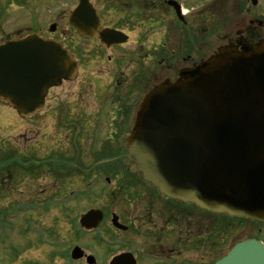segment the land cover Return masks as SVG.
<instances>
[{
    "label": "water",
    "instance_id": "1",
    "mask_svg": "<svg viewBox=\"0 0 264 264\" xmlns=\"http://www.w3.org/2000/svg\"><path fill=\"white\" fill-rule=\"evenodd\" d=\"M70 22L81 36L99 34L106 44L127 40L120 32L100 33L102 22L89 0H80ZM240 45L219 49L181 73L176 83L152 90L128 150L144 178L166 196L264 222V41ZM76 71L77 64L59 44L37 36L8 42L0 46V97L20 116L31 117L42 108L48 90L73 81ZM101 219L93 211L81 225L96 227ZM76 251L74 258H81ZM129 259L111 264H131ZM217 264H264V247L245 241Z\"/></svg>",
    "mask_w": 264,
    "mask_h": 264
},
{
    "label": "flooded vegetation",
    "instance_id": "2",
    "mask_svg": "<svg viewBox=\"0 0 264 264\" xmlns=\"http://www.w3.org/2000/svg\"><path fill=\"white\" fill-rule=\"evenodd\" d=\"M146 3L147 0H136L133 5L136 12H145L142 16L138 14L135 22H154L147 14ZM100 14L104 27L118 30L106 25V15ZM5 34L2 31L0 43L25 36H20V31L14 38ZM38 34L59 40L56 35L43 30ZM248 35L242 30L235 39L226 36L224 45H237L238 41L248 39ZM76 38H68L64 46L78 62L79 69L88 75L51 90L46 105L48 118L55 122L56 131L59 116L62 122L68 121L67 126L73 130L67 141L72 148L68 152L69 157L74 161L65 165L70 170L72 167L109 170L107 184L113 189L106 209L112 215L118 213L120 224L126 227L125 231H116L114 244L131 245L128 252L135 257L136 264H215L219 255L223 257L234 246L232 226L226 224V233L221 231L219 234L217 214L168 201L139 178L135 164L127 156V140L144 97L159 83L174 81L180 71L195 67L202 60L194 56L197 47L183 49L188 55L180 56L171 64L165 49L159 50L154 46L152 34L137 36L134 42L130 39L126 44L112 48L103 45L98 36L94 39ZM92 71H106L109 77L116 74V80L91 83L87 80ZM57 90L60 92L56 93ZM51 153L55 154V151L51 149ZM25 166L22 151L6 146L0 148V167L4 169L1 184L11 185L15 180L20 183ZM117 204L119 210L115 213ZM106 209H102L104 216L109 213ZM219 241L223 245H218ZM80 261L85 262L84 259Z\"/></svg>",
    "mask_w": 264,
    "mask_h": 264
},
{
    "label": "rangeland",
    "instance_id": "3",
    "mask_svg": "<svg viewBox=\"0 0 264 264\" xmlns=\"http://www.w3.org/2000/svg\"><path fill=\"white\" fill-rule=\"evenodd\" d=\"M58 1L24 0L26 6L22 7L20 0H0V12L4 14L0 17V42L2 31L15 36L18 30H22L21 35H26L38 32L41 27L42 29L47 27V33H49L50 25L53 23L58 25L56 37L65 38L64 42H67L68 38L77 39L76 31L68 23V17L78 0ZM91 1L106 15L107 24L124 30L130 35L132 42L137 36L152 34L151 40L154 46L159 50L165 49L171 64L175 63L180 56L188 55L184 54L183 49L189 50L193 46L197 47L194 51L197 60L204 55L208 57L219 46L226 43V36L235 37L240 30H243L245 35L248 32L256 34L257 38H264V27H259L258 24L264 18V0H257L258 4L255 7L252 5V0H185L190 12L186 18V25L179 22L175 13L166 5L169 0H165V4L164 0H147L146 10L156 23L153 25L134 21L140 13L136 12L133 6L136 0ZM120 1L123 4L115 3ZM211 3L214 4L208 6ZM45 4L48 10L53 9L54 17L47 14L44 9ZM197 5L207 7L192 10L191 7ZM251 34L249 36H253ZM90 73L87 81L90 79L91 83L97 81L109 83L113 80L106 71ZM81 75L88 74L81 72ZM97 76L98 79L93 81V78ZM59 92L60 90L56 91V93ZM14 113L12 108L0 106V132L6 130L8 133L20 128L19 131L11 133L12 136L8 134L5 138H3L5 135L0 133V148L6 146L9 149L22 151L24 156L35 161L48 157L49 154H41V152L50 151L46 149L48 146H52L51 149L54 148L55 152L66 153L64 157L69 156L68 152L72 148L67 137H71L73 130L67 126L68 121L60 122L61 116H59L56 131L55 122L48 118V110H44V116L34 117L30 121L23 120ZM87 163H90V160H87ZM39 172L40 174L34 173L33 176L26 175L20 183L15 180L11 182V185L0 184V264H68L65 256L60 254L64 252L68 243L73 245L72 247L77 243L78 246L87 249L89 253L97 257V261L98 257H105L106 245L110 244L103 243L99 235L84 236L82 234L79 238L76 235L80 234L78 229L80 216L88 209L108 206L106 197L97 199L78 195L80 194L78 189L84 187L78 177L71 178L72 185H69L67 178V191L62 192L64 185L61 180L48 174L44 169H40ZM91 181L94 183V188L98 190V192H92L93 196L105 187L109 194L113 188L105 186L99 177L92 176ZM65 196L72 197H69L68 201ZM11 206L18 207L21 211L25 209H33V211L21 212L18 219L5 221L8 215L3 209ZM118 210L117 204L116 212ZM12 212L13 209L9 210L8 214ZM29 220H31L30 224H28ZM224 223L231 225L233 231L235 229L232 223L238 228L234 233V239L252 237L256 232L253 222L249 225L245 224L243 227L247 226V229L244 230L238 223L225 222V220ZM105 247L106 250H104ZM68 248L71 250L70 246Z\"/></svg>",
    "mask_w": 264,
    "mask_h": 264
},
{
    "label": "trees",
    "instance_id": "4",
    "mask_svg": "<svg viewBox=\"0 0 264 264\" xmlns=\"http://www.w3.org/2000/svg\"><path fill=\"white\" fill-rule=\"evenodd\" d=\"M59 170H60V168L58 167V168H57V171H59Z\"/></svg>",
    "mask_w": 264,
    "mask_h": 264
}]
</instances>
